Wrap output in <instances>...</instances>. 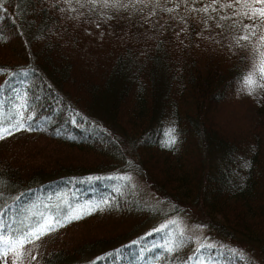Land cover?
I'll list each match as a JSON object with an SVG mask.
<instances>
[{
	"label": "trees",
	"instance_id": "obj_1",
	"mask_svg": "<svg viewBox=\"0 0 264 264\" xmlns=\"http://www.w3.org/2000/svg\"><path fill=\"white\" fill-rule=\"evenodd\" d=\"M233 2L0 0V221H63L0 264H264V32Z\"/></svg>",
	"mask_w": 264,
	"mask_h": 264
},
{
	"label": "snow or ice",
	"instance_id": "obj_2",
	"mask_svg": "<svg viewBox=\"0 0 264 264\" xmlns=\"http://www.w3.org/2000/svg\"><path fill=\"white\" fill-rule=\"evenodd\" d=\"M88 2L95 4L98 0H88ZM99 2L105 7L109 6V4L113 7L117 5L123 6L121 0H99ZM214 2H218V0H214ZM220 6L221 8H232L234 10L233 14L240 17L238 23H242L244 19L252 21L250 24L243 25V31L247 32L248 35L238 37L237 43L241 40L250 42L251 35H254L257 31L264 32V0H234L233 3L221 4ZM201 11L207 12L208 8L201 9ZM220 19H231V17L221 16ZM262 49H264V35H261L259 43L253 46V55L256 59L253 60L252 70L244 77V84L249 89L250 95L256 88H264V50ZM4 71L6 70L0 69V73ZM21 124L22 120H16L14 127L19 129ZM10 132L11 129L5 125L4 118L0 116V139H5ZM170 143H175V140L170 139ZM79 218H82V215L78 213L68 217V220L70 222L72 219ZM58 224L63 226V221L60 218H52L51 220L43 218L27 231L21 230L15 235H6L3 221H0V257L6 256L8 251H13L18 258H22L24 255L22 250L26 244L34 243L36 240L41 239Z\"/></svg>",
	"mask_w": 264,
	"mask_h": 264
},
{
	"label": "rangeland",
	"instance_id": "obj_3",
	"mask_svg": "<svg viewBox=\"0 0 264 264\" xmlns=\"http://www.w3.org/2000/svg\"><path fill=\"white\" fill-rule=\"evenodd\" d=\"M244 33L247 34V32H245V31H244ZM140 176L141 175H135V174L130 175L128 177V180H127L128 188H129V190L132 189L133 191H135L139 198L144 197L142 199L150 200L149 198H152L154 193L152 190L149 189V186H148L149 183L147 185L142 177H141V179H139ZM154 201H158V200H154ZM158 202L161 204V201H158ZM170 221L174 222V224L176 225L177 228L179 225L181 226V228L178 229V231H181L182 234H184V238H187V240L195 241L197 238H200L203 234H205V231H203L202 228L196 227L191 222L188 223V221L186 219L183 220V219L177 217L175 219H171ZM181 224H184L185 227L182 226ZM33 247H34V245H31L27 248V250L32 249ZM14 259L21 260V258H18L17 255L15 257H13L11 259V261Z\"/></svg>",
	"mask_w": 264,
	"mask_h": 264
}]
</instances>
